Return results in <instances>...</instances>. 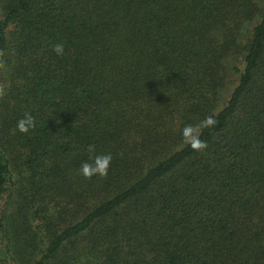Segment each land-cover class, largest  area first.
<instances>
[{"label": "trees", "instance_id": "trees-1", "mask_svg": "<svg viewBox=\"0 0 264 264\" xmlns=\"http://www.w3.org/2000/svg\"><path fill=\"white\" fill-rule=\"evenodd\" d=\"M0 264H264V0H0Z\"/></svg>", "mask_w": 264, "mask_h": 264}, {"label": "clouds", "instance_id": "clouds-1", "mask_svg": "<svg viewBox=\"0 0 264 264\" xmlns=\"http://www.w3.org/2000/svg\"><path fill=\"white\" fill-rule=\"evenodd\" d=\"M53 52L57 56L64 54L63 42L56 43L52 46ZM215 121L211 118H205L198 125H186L181 131V135L186 144L190 145L195 151H202L207 147L206 142L199 139L198 133L203 127L214 126ZM35 128V118L29 112H25L24 115L17 121L16 131L27 134L30 129ZM87 152L91 153L89 161H82L79 172L86 179H91L94 175L100 177H106L108 169L111 166L112 155L111 153H99L95 151V145L89 144L86 146Z\"/></svg>", "mask_w": 264, "mask_h": 264}, {"label": "rangeland", "instance_id": "rangeland-1", "mask_svg": "<svg viewBox=\"0 0 264 264\" xmlns=\"http://www.w3.org/2000/svg\"><path fill=\"white\" fill-rule=\"evenodd\" d=\"M234 79H235V78H232V79L230 80L229 84H227V86H226V91H227V90L230 88V86L233 84Z\"/></svg>", "mask_w": 264, "mask_h": 264}]
</instances>
